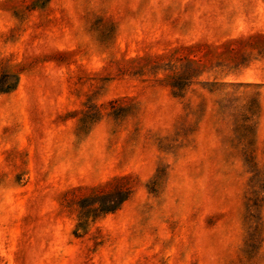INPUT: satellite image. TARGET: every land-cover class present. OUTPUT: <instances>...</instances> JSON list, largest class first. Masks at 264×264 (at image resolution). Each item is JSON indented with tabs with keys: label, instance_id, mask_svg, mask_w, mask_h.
Wrapping results in <instances>:
<instances>
[{
	"label": "rangeland",
	"instance_id": "obj_1",
	"mask_svg": "<svg viewBox=\"0 0 264 264\" xmlns=\"http://www.w3.org/2000/svg\"><path fill=\"white\" fill-rule=\"evenodd\" d=\"M0 264H264V0H0Z\"/></svg>",
	"mask_w": 264,
	"mask_h": 264
}]
</instances>
